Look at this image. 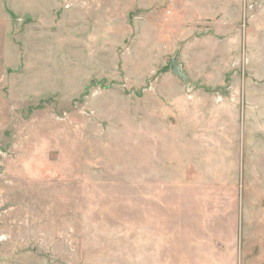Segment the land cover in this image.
<instances>
[{
    "label": "rangeland",
    "instance_id": "obj_1",
    "mask_svg": "<svg viewBox=\"0 0 264 264\" xmlns=\"http://www.w3.org/2000/svg\"><path fill=\"white\" fill-rule=\"evenodd\" d=\"M0 264H264V0H0Z\"/></svg>",
    "mask_w": 264,
    "mask_h": 264
},
{
    "label": "water",
    "instance_id": "obj_2",
    "mask_svg": "<svg viewBox=\"0 0 264 264\" xmlns=\"http://www.w3.org/2000/svg\"><path fill=\"white\" fill-rule=\"evenodd\" d=\"M171 71L181 77L182 79H184L186 82H188V76L181 70V67L180 65L177 63V59H176V56H174L172 58V61H171Z\"/></svg>",
    "mask_w": 264,
    "mask_h": 264
}]
</instances>
